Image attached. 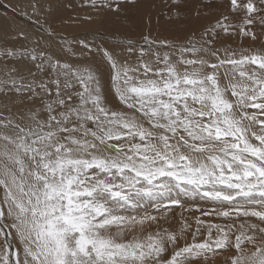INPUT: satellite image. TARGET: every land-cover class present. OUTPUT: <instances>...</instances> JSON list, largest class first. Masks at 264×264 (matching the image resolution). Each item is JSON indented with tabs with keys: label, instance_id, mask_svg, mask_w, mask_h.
I'll use <instances>...</instances> for the list:
<instances>
[{
	"label": "snow or ice",
	"instance_id": "snow-or-ice-1",
	"mask_svg": "<svg viewBox=\"0 0 264 264\" xmlns=\"http://www.w3.org/2000/svg\"><path fill=\"white\" fill-rule=\"evenodd\" d=\"M0 264H264V0H0Z\"/></svg>",
	"mask_w": 264,
	"mask_h": 264
}]
</instances>
